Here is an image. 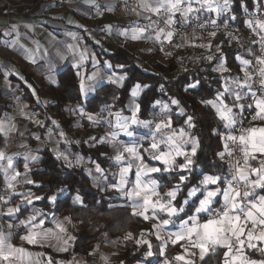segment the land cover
<instances>
[{
  "label": "crops",
  "instance_id": "obj_1",
  "mask_svg": "<svg viewBox=\"0 0 264 264\" xmlns=\"http://www.w3.org/2000/svg\"><path fill=\"white\" fill-rule=\"evenodd\" d=\"M136 1L139 5L138 9L114 12L109 9L103 11L95 0H67L58 5H55L50 0H0V125H3L4 128V132H0V152L5 154V159L0 160V165L5 166L4 168H0V197L3 198L0 199V232L8 237V243H11L15 247L23 248L26 256V258L13 259L11 264H119L117 255L121 250V242L118 236L105 237L86 255L68 256L70 246L78 232V224L70 220L67 214H57L41 205L40 202H43L45 191L35 188L38 181H35L31 174V172L41 168L40 151L44 147H48L54 151L57 149L58 153L60 152L61 154L60 146L70 141L71 143L72 141L73 143H80L83 140L90 146L105 144V148L101 150L104 152H101V154H108V159H110L108 165L112 163L115 168L118 164H121V167H123L128 162L127 154H125L126 160L124 162L117 163L114 160V156L116 155L115 148L123 151V145L136 144L139 146L138 151L144 158L145 163L150 167L159 168L158 165L151 163L152 161L157 162L165 169L161 161L151 159L154 153L149 148V145L152 143L153 134L155 133L156 140L161 141L159 151H168L169 146L163 143L168 135L175 132L178 136L181 129L189 133V127L187 126H179L178 128L172 126L171 116L173 113L169 108L170 106L167 105L166 109L163 107L164 103L156 104L154 102L152 111L146 118H140L137 113L139 120H146L152 123L150 127H145L142 124H129V131L132 132L131 136L115 126L117 123L116 118L109 115V113L119 111L113 109L110 105V107H104L92 113L95 114L96 122L90 121L87 117V114L90 112L84 109V100L92 96L103 84L122 85L123 81L120 83L110 82L109 76L115 74L116 76L123 75L126 77V73L122 71L124 67L112 64L108 58L102 55L114 52L117 46L126 47L137 54L140 57L138 64L144 65V70L146 71L151 70L155 61H158L165 65L167 69L166 73H172V62L165 63L170 59L169 56L161 54L155 60L153 57L156 52L157 41L159 40L155 38L157 37V33L160 34V37L165 38V34L168 31L164 30L161 32L159 30L154 35H149L147 32L151 26L148 20V11L151 10L143 5L151 4L155 7L156 0ZM216 3L222 5L223 0H216ZM193 4L197 6L194 8V11L196 10V12L205 18L220 19L229 17L232 19V16L229 14L230 0L227 10L219 13L209 10L203 4V0H200V2L192 0L191 5L194 6ZM105 5L110 6V3L105 2ZM256 5L263 7L264 0H260L259 2L256 0ZM188 6L189 0H183L179 11L170 13L167 11V6L161 8L160 11L167 12L173 21L183 24L187 21L189 13H191L182 15L183 9ZM108 25H111L110 31L106 27ZM137 29H144V31L141 38L134 40L131 38V35L133 30ZM123 32H127L128 34L121 35ZM261 35H264V32H261ZM186 43V51L189 49H203L206 54H209L207 52L210 51V48L199 47L198 45L211 44L210 38L206 39L203 36H196L187 40ZM69 46L72 47L70 48ZM84 50H86L87 58L80 61L79 54ZM58 51L63 55V59L56 55ZM29 52L35 53V64L27 57L26 53ZM93 58H95V63H93ZM78 61L80 62V66L75 67L74 65ZM221 63L224 64L222 57L218 59L216 67L218 68ZM68 67L74 70L78 84L80 76L86 77L95 73L96 78L94 81L85 80V83L91 86V90L85 94L80 93V102L75 101L64 106L66 113L77 121L72 127L62 132L56 131L58 125L56 123L57 118L50 112L48 106L52 102L50 87L58 84V75ZM77 72L80 73L79 76ZM243 79L244 77L240 80L243 81ZM137 84L139 83H134L129 89V96L126 99V111L124 113L119 112L122 117H131L135 105L138 104L137 99L145 89L144 86L139 84L141 85L140 94L138 97L133 98L131 90ZM235 87L237 88V85L233 81L232 89L229 91H232V102L226 103L220 97L226 105L233 109L234 114L237 112L238 105L242 104L243 101L241 100H245L247 94H249L247 87L239 88L238 90ZM235 92H240V101L236 102L233 95ZM171 101L169 102L171 103ZM234 101L236 103L233 104ZM215 102L219 103V100ZM171 105L173 108H177L176 104L171 103ZM80 109H83L84 115L81 114ZM167 121L171 122L170 127H162L158 132L155 130L156 123ZM49 123L50 126H48ZM254 125L262 126L264 125V121L256 120L251 126ZM46 126L47 128L45 129ZM42 128L43 131H41ZM224 128V138H226L231 128L225 127V122ZM114 132L116 133V137L113 141L112 133ZM113 145H115V148ZM182 147L184 151L191 152L190 144L182 145ZM145 149H148V151H145ZM69 154L70 158L76 155L72 151ZM155 154L158 155L159 152ZM7 157H11L12 168L6 167L8 163ZM32 157H36V159L33 160ZM260 160H264V156L257 155V158L250 161V163L253 167H259ZM183 161V156H176L175 164L169 166L168 169L178 167L181 163H184ZM25 164H27V168H25ZM130 171V181L134 185L136 180L135 167ZM15 173H20L14 182V188L17 191L16 193H10L11 189L7 187V180ZM196 173L199 176L195 182L186 188V196L183 200L177 206L174 200L172 201L175 207L183 208V211L169 217L166 212L157 210L155 212V219L147 220L150 224V229L141 233V235L142 239L148 240L151 245L149 248L148 245L143 244L147 253L151 252V255L147 254L148 261L151 262L150 264H164L166 260L170 264H182V262L175 261L174 257L177 254H183V248L188 246V242L185 240L172 244L171 240L175 237L170 234L180 231L181 222L189 221V217L193 215H197L199 221L203 223L210 218L213 211H223L225 207L223 190L228 186V178L225 181L219 179L215 185L209 184L204 186L200 183L204 175H217L204 172L201 169H197ZM106 174L107 172L104 175ZM159 174V171L148 173L142 179L146 180L145 182L155 180L157 182L156 191L160 194L159 198L167 202L170 198L165 195L168 191L165 190L166 187L177 188L178 186V193L182 182H176L171 186L161 188V183L158 179ZM99 177L102 178L101 174H99ZM106 178H109V176ZM251 178L255 179V176ZM29 180L33 181V183L26 182ZM111 183L113 185L115 181ZM193 187L199 188L200 191L195 196L188 197V191ZM216 189H220V191L217 197L213 199L209 211L196 213L195 209L199 205V200L203 199L205 192ZM54 192L49 196H52ZM63 195H66V193L57 199ZM116 195L123 197L122 200L126 198L125 201H127V205L133 212L132 204L134 201L130 200L127 195ZM262 195H264V189L256 188L255 196ZM75 196L73 195L72 201ZM36 197L40 198L36 199ZM156 198L153 197V199ZM57 199L53 202L47 199V203L53 205ZM28 200H31V203H28ZM185 200H187V203H185ZM247 205L248 203L245 205L246 208ZM31 206L37 207L38 210L40 208L41 213L34 214L31 212ZM9 207H15L18 210L13 214H8L7 209ZM49 213L53 215L50 216ZM239 214L243 216V213ZM147 215L152 217V210H149ZM30 217H35V220L29 222ZM65 217H68L70 222L65 220ZM164 219H169L171 222L160 229L153 227V225L159 224ZM21 221L27 223L22 224ZM57 223L63 224L66 231L60 232L56 227ZM189 223L191 222L189 221ZM247 226L250 228L251 224L249 223ZM30 230H34L40 234L37 242L34 244L21 239ZM157 231L161 239H157ZM69 236L72 237L71 240L68 239ZM65 240L68 241L67 244L64 243ZM233 243L235 244V242ZM253 243H257V249L248 248L246 241L242 249L243 254L250 260H264V252L258 250L264 248V243L256 241H253ZM161 247H164L166 253L163 256L161 255ZM168 247L171 248L168 250ZM61 248H66L67 250L61 251ZM225 250L222 247H218L216 251V253L221 254V264H223V253ZM193 259L196 262L200 260L198 256ZM141 260L130 264H143L139 262ZM0 264H8V262L0 261Z\"/></svg>",
  "mask_w": 264,
  "mask_h": 264
},
{
  "label": "trees",
  "instance_id": "obj_2",
  "mask_svg": "<svg viewBox=\"0 0 264 264\" xmlns=\"http://www.w3.org/2000/svg\"><path fill=\"white\" fill-rule=\"evenodd\" d=\"M230 2L229 14L233 15L232 19H237L244 10L250 11L257 7L256 0H230ZM204 38L211 39L210 55L213 56V59L207 64L185 66L178 73H171V77L166 76L167 69L163 63L155 61L151 70L146 71L144 65L138 64L140 57L137 54L126 47L117 46L114 52L102 55L108 58L112 64L123 65L122 71L126 73V77L122 85L103 84L92 96L84 100V109L90 113H95L106 105L124 113L129 89L134 83H139L142 86H147L137 99L140 105L138 112L140 118L147 117L156 101L173 99L179 101L178 106L183 109V113L172 114V126L174 128L184 126L185 121L191 116L194 127L188 130L189 134L198 141V148L195 156L191 157L193 168L190 176L192 178L181 183L174 200L176 206L186 196V188L197 180L199 176L196 173L197 169L217 175L221 181H225L229 176L228 165L219 162L217 155L224 147V121L219 118L216 109L204 101H218V95L223 93L221 98L226 103L232 102V91H225V88L231 90L232 82L237 78L244 77L241 71L243 65L237 58L248 60L249 53L247 46L230 42L224 34H216L214 37L204 36ZM217 45L219 51L216 50ZM220 57L223 59L225 71L215 70L218 69L215 64L218 63ZM192 84H196V87H190ZM50 95L52 102L48 107L57 118L59 126L63 129L72 127L77 120L66 114L64 106L75 101L80 102L81 95L76 75L71 67L60 72L58 84L50 87ZM248 100L249 94L245 100L241 101L246 103ZM236 102L234 101L233 104ZM104 148L105 144L90 146L83 140L77 146H72L75 153H80L85 158H90L111 169V165L113 167L114 165L112 163L108 165L109 155L101 154V150ZM40 153L41 168L31 174L32 178L38 181L35 188L45 191L43 202H40L41 205L57 214H67L70 220L78 224V232L70 246L68 256L86 255L96 243L105 237L118 236L121 242V250L117 255L119 264H130L141 260L145 247L137 241L142 239L141 233L150 229L148 221L141 216L133 215L127 201L122 200L124 202L121 204L114 203L113 198L117 193L116 190L94 189L82 168L67 165L48 147H44ZM151 163L162 168V165L157 162L152 161ZM108 171L110 170L108 169ZM180 175L181 173L177 174L176 172L160 173L158 179L161 188L179 182ZM61 188L66 189V195L57 199L53 205L48 204V196ZM73 195L81 197V204L73 203ZM128 233H132L131 239H125ZM170 248L168 247V250ZM220 256V253L209 255L204 261L199 260L196 264H221Z\"/></svg>",
  "mask_w": 264,
  "mask_h": 264
},
{
  "label": "snow or ice",
  "instance_id": "obj_3",
  "mask_svg": "<svg viewBox=\"0 0 264 264\" xmlns=\"http://www.w3.org/2000/svg\"><path fill=\"white\" fill-rule=\"evenodd\" d=\"M183 0H156V6L153 7L151 4H144L143 6L148 7L152 12H159L161 8H165L167 6V11L172 13L180 10V6ZM200 2V0H197ZM192 0H189V6L183 9L182 15H187L189 12H192L194 9L191 6ZM203 4L208 7L209 10L215 11L217 13L221 11L227 10L229 0H223V4L216 3V0H203ZM166 23H173L172 17L169 16V19ZM215 24V21L212 22ZM245 24L252 29V31L256 34L259 32H264V20H256L255 27H253L252 20H246ZM108 30H111V25L106 26ZM259 29V32H257ZM144 29L133 30L131 38L139 39L143 33ZM161 32L164 30L161 29ZM127 32L121 33V35H127ZM214 37L216 35L215 32L209 34ZM173 36L172 32H167L165 34V39L171 40ZM160 34L157 33V39H159ZM256 43V41H253ZM260 43L262 45V52H264V35H260ZM199 47H211V44H200ZM70 48L72 46H69ZM179 47V45H177ZM216 50L219 51V46H216ZM75 51V49H73ZM27 57L31 60L32 63H36L35 53L29 52L26 53ZM61 59H63V55L58 51L56 53ZM80 61L85 60L86 50L80 52ZM208 60H212L213 56L209 55L206 57ZM241 64L243 67L241 71L244 74V79L241 81L239 78L234 81L238 88L247 87L251 90V85L248 83L249 80L252 79V73L248 71L247 66L251 63L247 59H241ZM256 61L260 65L257 69L258 75L260 77V86L264 89V55H260L256 57ZM93 63H95V58H93ZM75 67L80 66V62L78 61ZM110 67V65H109ZM118 67H123V65H118ZM216 71H225L224 64L221 63ZM79 76L80 73L77 72ZM96 78V74L88 76H80L79 80V92L81 94H85L87 91L91 90V86L85 83V80L94 81ZM109 81L112 83H120L125 79V76L120 75L116 76L113 74L108 77ZM144 87H147L146 85ZM190 87L195 88L196 84L190 85ZM141 91V85L137 84L131 90V96L136 98L139 96ZM225 91H230L227 87ZM236 101L241 100L240 92L233 93ZM255 96V92L252 93ZM223 96V93H220L217 97L219 103L215 101H204V103L211 104L214 108H216L217 115L219 118L225 122V127L231 128L233 127L237 121L235 118V114L233 113V109L226 105L220 97ZM159 103V102H157ZM172 104H179V101L173 99L171 101ZM255 103V115L253 116V120L264 121V98H259L254 101ZM240 108L244 106L242 104L238 105ZM110 107V106H105ZM165 109L167 105L163 106ZM251 107V105H249ZM140 105L136 104L135 108L132 111V115L130 118L122 117L119 112L109 113L111 116H115L116 118V127H118L121 131L126 132L129 136L132 135V132L129 131V124H142L145 127H150V121L139 120L137 118V113L139 112ZM81 114L84 115L83 109H80ZM183 113V109H181ZM87 117L90 121L96 122L95 114L88 113ZM192 117L189 116L185 123L189 128L194 127L192 123ZM39 123V121H37ZM55 123V122H54ZM171 122H160L155 124V130L158 132L162 127H170ZM215 131V130H214ZM0 132H4L3 125H0ZM116 137V133H112V140L114 141ZM227 141H231L232 144L238 145L239 151L241 153V159L237 160L234 164H231V168L233 171L232 179L227 182V187L223 190V199L225 202V207L222 212L217 213L215 216H210L209 219L201 223L198 219L197 215H193L189 217V221H182L180 224V231L176 233L170 234L175 237L171 240L172 244H176L178 241H187L188 246L183 248V254H177L174 257L175 261L182 262V264H196V260L194 257L198 256L200 261H204L209 255H214L217 251L218 247H222L226 249L223 253V264H264V260L255 261L250 260L243 254V247L247 241V247L252 249H257V243H253L256 241L258 243H264V195L255 196V189L261 188L264 189V160H260L259 167H253L250 161L255 160L257 155L264 156V125L262 126H250L247 128H240L239 135H234L229 132L226 136ZM161 141L156 140L155 133L152 136V143H150L149 148L153 151V155L151 156L152 160H159L165 166V171L168 170V167L175 164L176 156H183L184 163L180 164L179 167L181 169L188 168L192 165L193 160L191 157L195 156L198 141L194 137H190L189 133L184 129H181L179 135L173 132L171 135H168L166 140L163 143L169 146L168 151H159V145ZM190 144L191 152H186L183 150L182 145ZM115 148V145H113ZM138 145L136 144H125L123 145V151L119 148H115L116 155L114 156V160L117 163L124 162L126 160L125 154H127L128 162L125 166L119 169V180L117 183L111 185L117 191H120L128 196L130 200H133L132 209L133 215L141 216L145 220L155 219V212L157 210L161 212H166L169 217L177 214L178 212L183 211V208H177L173 205L172 201L175 200L177 192L175 189L169 190L165 193L167 197L170 199L167 202L162 201L159 197L160 194L156 191L157 182L155 180H148L145 182L142 177L146 176L148 173H155L160 171L161 169L156 167H150L147 163H145L144 158L138 151ZM148 151V149H145ZM159 152V154H155ZM225 154L231 156L233 154L232 149L230 148L228 143L224 145V151L218 152L217 155L223 159ZM62 155L58 153V156ZM5 159V154L0 152V160ZM33 160L36 157H32ZM8 163L7 168H12V160L11 157H7ZM4 165H0V168H4ZM135 167V184L132 189L125 191V185L127 183V175L129 171ZM25 168H27V164H25ZM96 171L102 172V169L99 165L96 166ZM20 173H15L7 180V187L11 190L14 189V182L17 180V177ZM255 176V179L251 177ZM185 179L184 176L180 177V180L183 181ZM220 178L218 176L212 175H204L202 180L200 181L201 185L207 186L209 184L215 185L217 184ZM27 183H33V181H26ZM243 182L244 190L241 191L239 188V183ZM236 184L237 186H234ZM178 188V186H177ZM64 189H60V192H63ZM200 191L199 188L193 187L188 191V197H193L196 193ZM220 189L216 190H207L204 194L203 199L199 200V205L196 207L195 212H208L210 209V205L213 203V199L217 197ZM255 196V198H253ZM153 197H157L153 199ZM40 197H36L39 199ZM0 199H3L0 197ZM49 200L55 201L57 199L56 195H52L48 197ZM243 200H247L248 205L247 208L243 203ZM31 203V200L27 201ZM74 203H81V197L76 195L73 198ZM187 203V200H185ZM18 209L15 207H9L7 209L8 214H13ZM152 210L153 216L149 217L147 215L148 211ZM239 213H243L241 216ZM65 220H69L68 217L64 218ZM35 220V217H30L29 222ZM171 221L169 219L162 220L159 224L153 225L155 229H160L164 225L169 224ZM21 223H27L25 221H21ZM41 223H43L41 221ZM251 224L249 228L247 225ZM56 227L60 232H65L63 224L57 223ZM39 233L34 230H30L29 233L25 236H22L21 239L27 241L30 244H34L37 242L39 237ZM157 239H161L159 232L157 231ZM132 233H128L125 236V239H131ZM72 239L71 236L68 238ZM235 242V244L233 243ZM65 244L68 243L67 240L64 241ZM137 243L146 244L151 247L148 240L141 239L138 240ZM61 251H66V248H61ZM261 252H264V248L258 249ZM151 255L149 251L147 253ZM164 247H161V255H165ZM16 258H26L25 250L23 248H18L8 243V237H6L2 232H0V261L8 262L11 264V261ZM164 264H170L169 261H164Z\"/></svg>",
  "mask_w": 264,
  "mask_h": 264
},
{
  "label": "built area",
  "instance_id": "obj_4",
  "mask_svg": "<svg viewBox=\"0 0 264 264\" xmlns=\"http://www.w3.org/2000/svg\"><path fill=\"white\" fill-rule=\"evenodd\" d=\"M50 1H52L55 5H58L66 2L67 0ZM95 1L103 11L109 9L114 12H120L139 8L138 2L136 0ZM105 2H109L110 6H106ZM263 18L264 6H257L250 11L244 10L240 13L237 19H209L200 15L198 12H196V10H193L191 13H189L187 21L183 24H178L175 21H173L171 24L166 23V21L169 19L167 12L159 11L157 13L148 11V20L151 24L147 31L149 35H154L161 29L173 33L171 40L160 37L156 45L165 56L174 57L172 64L174 67L173 71L175 72H178L185 66L190 67L199 65L200 63L206 64L209 62V60L206 59L207 56L205 55V51L203 49H197V51L194 53H190L185 50L187 44L186 42L190 38H194L196 36H210V33L215 32L216 34H224L230 42L247 46L249 53L248 60L251 62L247 68L248 71L253 74L252 79L248 81V83L251 85V90L247 88L249 92V100L246 103H242L244 107H238L237 112H235L237 123L229 130V132L234 135H239L240 128L250 127L253 122L256 121L253 120V116L256 112L254 101L259 98H264V89H262L260 86V77L257 72V69L260 67V65L256 61L257 56L264 55V52H262V45L260 43L261 32H259V29H257L259 34H256L245 24L246 20H252L253 27H255V21L263 20ZM213 21H215V24L212 23ZM253 41H256V43H253ZM177 45H179V47H177ZM238 89L239 88L237 87L236 90ZM253 92H255V96L252 95ZM249 105H251V107H249ZM225 143L229 144L233 152L231 156L225 154L223 159L220 158L223 163L228 165L229 181L232 179L233 175L231 164H234L237 160L241 159V153L239 151L238 145L232 144V142L227 141L226 138L224 145ZM222 151H224V147ZM111 169H114V167L112 166ZM234 186L237 185L234 184ZM238 186L241 191L244 190L243 182H240ZM243 203L246 205L248 202L247 200H243ZM219 212L220 210H215L211 213V216H214Z\"/></svg>",
  "mask_w": 264,
  "mask_h": 264
},
{
  "label": "rangeland",
  "instance_id": "obj_5",
  "mask_svg": "<svg viewBox=\"0 0 264 264\" xmlns=\"http://www.w3.org/2000/svg\"><path fill=\"white\" fill-rule=\"evenodd\" d=\"M194 5V4H193ZM192 6V5H191ZM197 6L196 5H194V6H192V8L194 9V8H196ZM232 17H233V15H232ZM156 38V37H155ZM203 38H204V36H203ZM157 46V45H156ZM156 52H155V55L153 56L154 57V60H155V58L156 57H158V56H160L161 54L164 56V54L156 47V50H155ZM197 51V49H189L188 50V52H190V53H194V52H196ZM207 53H209V54H206L205 53V55L206 56H209L210 55V51H208ZM173 58L174 57H170V59H168L165 63H168V62H172L173 61ZM210 61V60H209ZM146 62V61H145ZM147 63V62H146ZM209 63V62H208ZM200 64H203V63H200ZM207 64V63H206ZM217 64V63H216ZM216 64H215V66H216ZM173 69H174V67H173V64H172V73H174L175 71H173ZM175 73H178V72H175ZM169 74H171V73H166V76L167 77H170L171 75H169ZM157 102H159V103H157ZM156 104H160V103H164L165 105H168V106H170L169 108H170V110L172 111V113H176V114H180V113H182L181 112V107H179L178 106V104H176V106H177V108L176 107H172V105H171V103L169 102V101H164V102H162V101H156L155 102ZM67 114V113H66ZM68 115V114H67ZM56 123L58 124V121L56 120ZM48 126H50V123L48 124ZM184 126H187V124H185ZM59 127V128H58ZM188 127V126H187ZM66 129H68V127L67 128H62L61 126H59V124L57 125V130L56 131H64L65 132V130ZM189 136L190 137H192L190 134H189ZM101 138V137H100ZM103 141V140H102ZM68 142V141H67ZM67 144V145H66ZM65 145H61L60 146V151L62 152L61 154L62 155H59L58 156V150L57 149H55L56 151H54V150H51L52 151V153H54L55 155H57V157H59V158H61L62 159V161H64L65 163H67V165H73V166H77V167H79V168H82L83 169V171H84V173L88 176V178H89V180H90V184L92 185V187L94 188V189H99V190H107V191H109V190H116V189H114L113 187H111V185H112V183L111 182H113V181H115V183H117L118 182V180H119V169L121 168V164H118L114 169L116 170L117 169V171L115 172V170H111L110 168H108L107 166H102V165H100L99 163H97L96 161H94V160H91L90 158H85L82 154H80V153H74V151H73V149H72V146H74V145H78L79 143H73V141H72V143H71V141L70 142H68V143H66ZM51 149H53L52 147H51ZM71 151L73 152V154H76L73 158H70L69 157V152L71 153ZM101 152H104V151H101ZM60 153V152H59ZM41 154V153H40ZM69 154V155H68ZM218 161L219 162H222L221 161V159H220V157L218 158ZM184 162V161H183ZM182 164V163H181ZM97 165H99L100 166V168L102 169V172H97L96 171V166ZM111 168H112V165H111ZM192 168H193V163H192V165L190 166V167H188V168H185V169H181L179 166L178 167H175V168H171L170 170L168 169L167 171H165L164 170V168L162 167V168H160L161 170L159 171L160 173H163V174H165V173H167V172H176L177 174H180L181 173V175L179 176V182H183L184 180H190L191 178H192V176H190L191 175V172H192ZM108 169L110 170V171H108ZM199 170V169H198ZM106 171H108L107 173L108 174H106V175H104L105 174V172ZM130 173H131V171H129V173H128V175H127V177H126V179H127V183H126V185H125V191H127V190H129V189H132L133 187H134V185H133V183H132V181H130ZM184 173H186V174H184ZM99 174H101V177L102 178H100L99 177ZM107 176H109V178H106ZM181 176H184L185 177V179L183 180V181H181L180 180V177ZM146 181V180H145ZM15 189V188H14ZM61 189H63V188H61ZM172 189H175L176 190V192H177V188H175V187H166V189L165 190H172ZM60 190V189H59ZM59 190H56V192H54V194H52V195H56L57 196V198L59 197V196H61L62 194H64V193H67V191H66V189L64 188V190H63V192H60ZM16 189L13 191V190H10V193H16ZM116 194H119V195H125L124 193H122V192H120V191H117L116 190ZM121 193V194H120ZM122 198L123 197H120V196H118V195H115V197L113 198V201H114V203H117L118 202V204H121V203H123L124 201H122ZM124 200V199H123ZM125 200H126V198H125ZM51 202H53L52 200H50ZM31 212H33L34 214L35 213H37V214H40L41 213V210H40V208H39V210L37 209V207H35V206H31ZM49 215L50 216H52L53 214L52 213H49ZM73 223V222H72ZM99 243H96V245L95 246H97ZM145 247V246H144ZM146 253V254H145ZM149 260V258L147 257V251L146 250H144V254H143V257H142V260L141 261H139V262H142L143 264H150L151 262H149L148 261Z\"/></svg>",
  "mask_w": 264,
  "mask_h": 264
}]
</instances>
